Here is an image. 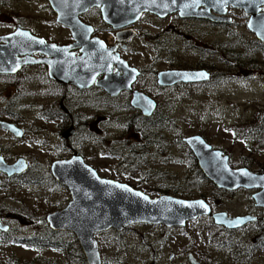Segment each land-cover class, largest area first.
<instances>
[{
	"label": "rangeland",
	"instance_id": "obj_1",
	"mask_svg": "<svg viewBox=\"0 0 264 264\" xmlns=\"http://www.w3.org/2000/svg\"><path fill=\"white\" fill-rule=\"evenodd\" d=\"M228 14L231 23L180 19L177 13L165 19L149 14L148 19L135 22L141 33L132 47L137 50L133 58L137 57L139 66L195 67L204 57L203 63L212 71L211 78L202 86L165 91L153 119L165 117L168 121L157 123L166 126L151 125L139 130L140 123L131 116L136 109L130 105L129 97L111 100L98 89H70L64 99L70 114L59 117L55 110L58 98L45 95L56 87L45 78L29 79L39 76L43 68L29 66L19 74L0 76L2 94L7 95V91L14 94L20 125L32 128L23 139H4L0 143L11 144L15 155H28L30 171L37 173L41 182L17 183L9 191L0 189V202L22 209L34 221L33 226L21 227V232L31 234L44 229L46 214L64 207L71 199L68 189L53 179L50 165L53 160L69 158L78 152L100 176L126 182L152 197L161 195L155 191H166L182 198H203L213 211H225L230 216L251 212L259 219L243 230H236L234 235L242 241L251 240V264H264V245L254 240L264 231L262 208L255 206L252 197L256 190L228 191L218 188L208 178H200L198 167L177 139L200 134L229 156L233 168L263 172L259 169H264V148L259 149L244 138L241 126L253 121L258 111H264V48L248 29V16L243 10L229 7ZM81 19H95L97 27L108 26L98 9H90ZM17 23L50 40L60 43L71 40L70 30L56 21L47 0H0V35L12 31ZM114 31L104 29L100 34L109 41ZM221 72L224 76H219ZM242 72H251V76ZM143 82V89L149 87L154 93L156 86L151 73ZM3 107L6 103L0 99V108ZM42 112L53 115L46 119ZM71 123L77 132L68 139L62 138L61 131ZM113 149L116 150L112 152ZM11 225L16 229L13 233L17 232L18 223ZM56 233L70 247L78 243L71 232ZM227 235L220 232L211 216H200L181 228L133 224L121 233L110 229L95 234V238L102 264H172L173 261L184 264L183 248L190 247L198 256L208 252L217 255L213 247ZM36 258V263L41 264L65 263L64 253L59 249L36 250L0 241V264Z\"/></svg>",
	"mask_w": 264,
	"mask_h": 264
},
{
	"label": "water",
	"instance_id": "obj_2",
	"mask_svg": "<svg viewBox=\"0 0 264 264\" xmlns=\"http://www.w3.org/2000/svg\"><path fill=\"white\" fill-rule=\"evenodd\" d=\"M56 21L71 32L74 42L57 44L47 42L27 28L17 25L15 30L0 36V73L13 74L26 64L46 62L49 77L59 83H69L85 89L92 84L115 96L129 90L137 71L129 67L113 47L100 38H89L93 27L81 20V15L97 8L102 20L119 35L124 27L135 22L143 13L165 17L177 13L182 18H199L216 23L231 21L228 8H238L248 16L247 27L255 38L264 42V0H47ZM131 31L132 28L123 30ZM79 49V54L74 49ZM46 54L47 59H35L32 54ZM122 69L123 75L112 74L113 65ZM102 78L96 79L97 76ZM251 76V73L247 74ZM163 85L176 82H197L209 78L205 69H170L158 72ZM131 105L149 116L155 109V100L141 91H133ZM8 128L17 136L22 132L13 124ZM77 132L74 124L62 132L69 138ZM192 151L199 169L218 188L233 191L238 188L255 189L254 204L262 208L264 218V172H253L247 167L233 168L229 156L214 148L200 134L183 137ZM26 167L22 158L14 164L0 162V169L7 173H19ZM53 177L65 186L71 199L66 206L46 216L54 231L74 234L87 264H102L95 234L113 229L122 232L133 224L184 226L200 216H211L218 225L238 228L255 221L251 214L230 216L225 211H213L203 198H182L171 194L150 196L132 185L102 177L84 158L74 153L69 158L54 160L51 164ZM25 220L24 217L19 216ZM8 224L0 220V230ZM264 238V231L256 240ZM197 263V262H196ZM193 264L195 262L193 261Z\"/></svg>",
	"mask_w": 264,
	"mask_h": 264
},
{
	"label": "flooded vegetation",
	"instance_id": "obj_3",
	"mask_svg": "<svg viewBox=\"0 0 264 264\" xmlns=\"http://www.w3.org/2000/svg\"><path fill=\"white\" fill-rule=\"evenodd\" d=\"M149 14H152V13H143L138 18V20L140 21L142 19H148ZM152 15L155 16L157 19H165L168 16L167 15L165 17H160V16L155 15V14H152ZM178 17L180 19H199V18H182L180 16H178ZM81 20L84 23L93 27V33L89 36V38L92 39L94 37H97V38H100L101 40H103L107 46L113 47L112 53L117 54L120 58H122L127 63V65L129 67H132L137 71L136 76L134 77L133 81L131 82V88L129 90H122L117 95L112 96L108 92H106L103 88L96 86L95 84H92L88 88L81 89V88H78L75 85H72L69 83H59V82H57L54 79L49 77L48 64L44 61L38 62V63L26 64V65L22 66L16 73H13V74L0 73V76H10V75L19 74V73H21V71L25 67L27 68L29 66H39V67L43 68L42 69L43 71H40L39 76H33V77H30L29 79H31V78H34V79L45 78V79L50 80V82L56 87V89L46 91L45 95L46 96L53 95L54 97L58 98L57 99V100H59L58 105H57L58 107L55 110H56V115L59 117H67L70 114V110L64 104V102H65L64 99L66 98L68 91L70 89L76 90V91H84V90H88V89H98V90L102 91V95H104L106 98H110L111 100L114 98H118L120 96H125V97L127 96V97H129L130 105H131V99L133 97V91H141V92L149 95L151 98H153L155 100L156 105H155L154 111L149 116H145L139 109L134 108V109H136V111L131 116H132L133 120L135 117L136 120L140 123V127L139 126L137 127V125H136V127L139 130H146L145 128H143L144 127L143 121L145 118L148 119V121H150L151 125H153L155 127H158V126L162 127V125L164 126L165 123L159 124L157 122H160L161 120L163 121L164 119L166 120V118L159 116L158 119L156 120V119H153V115L156 113V111L158 112V106L162 102V97L163 96L165 97V91L167 89L174 90V89L181 88L183 86L187 87V86H191V85H201L202 86L212 76L211 69H208L206 67V63H203L206 61L204 59V57L200 58L199 64H197L198 66H195V67L168 66L167 68H164V69H157V68H152V67L150 69H147L146 67L143 68V67L139 66L137 57L135 59L133 58V55H137V50L132 47V42L134 41L135 38L140 36V33H141L140 27L137 24L139 22L138 20H137L138 21L137 23H134L128 27H124L121 30L122 32L119 35L116 33V30H115L114 34H113L114 36H112V39L109 41L106 38L104 39L102 37V35L100 34V31L104 30V29L112 31L113 28L110 25L104 26V27L102 26V28H101V27L96 26V23L94 21L95 19H93V20L92 19H81ZM225 23H231V21L225 22ZM17 25H20L22 28H26L21 23H17V24H15L13 30H15ZM131 28H132L133 32L123 31V30L131 29ZM12 31H10V32H12ZM2 35H4V34H2ZM70 36H71V40L68 42H63V43L47 39L43 36H41V37L45 38V40L47 42H54L57 44L68 45V44H71L72 42H74V39L71 35V32H70ZM73 51L75 54H79L78 48L74 49ZM32 56L35 59H40V58L47 59L48 58V56L46 54L34 53V54H32ZM170 69H205L209 73V78L207 80L197 81V82H182V81H180V82H176V83L170 84V85L160 84L158 81V77H157L158 72H160L162 70H170ZM123 73H124V71L122 69L117 70L116 64L113 65L112 74L123 75ZM149 73H151L153 78H154V85L156 86V90L154 91V93L152 92V90H150L149 87H146L145 90L143 89L144 84H145V82H143V80L147 77V74H149ZM248 73H251V72H247V73L242 72L243 75H247ZM102 77H103V75H99V76H97L96 79H100ZM26 79H28V78L26 77ZM2 92H4V91H2V90L0 91V99L4 100V102L6 103V107L0 108V131L3 132L2 134H0V140L9 139V140L14 141L17 139H23L27 136V133L30 130H32V128L29 127V129H28L25 126L20 125L21 124L20 116L15 111L14 94L8 93V91H7V95H4V94H2ZM151 94H153V96ZM50 115H53V114H48L46 112H42V114H41V116L43 118H46V119L51 117ZM166 121H168V120H166ZM7 124L15 125L17 128H19L21 130L22 134L17 136L14 132H12L8 128ZM72 124L73 123H71L70 125H72ZM63 131H61V133H60L62 138H64L62 136ZM64 139H66V138H64ZM11 146L12 145L9 143H7V144L0 143V162L3 161L5 164L11 165V164H14L20 158H22L25 162L26 167L24 170H22L19 173L14 172L11 174L0 169V189L1 190L6 189L7 191H9V189L12 188V185H15L17 183L18 184H26V185L41 183L38 179L37 173H33L30 171L31 165L29 163L30 162L29 156L28 155H15V154H13L11 152ZM74 153L79 154L78 152H74ZM62 159H64V158H62ZM52 162H51V164H52ZM50 173H51V165H50ZM51 175H52V173H51ZM52 177H53V175H52ZM53 179L56 182H58L54 177H53ZM51 212H53V211H51ZM49 213L50 212H48L47 214H49ZM47 214H46V216H47ZM247 214H251V212H249ZM19 216L24 217L25 220L20 219ZM46 216H45V221H46L47 225H45V226H49L47 223V220H46ZM258 219L259 218L257 217L256 220H258ZM0 220L2 223L8 224V226H9V228L6 231L0 230V241H1L3 233H10V232L13 233V230H16L14 227H12V225H11L12 222L18 223L19 226L16 227L18 230L17 232H21L20 231V230H22L21 227H30V226H33V224H34V221L30 217H27L23 213L22 209L11 208L10 206H6L3 202H0ZM188 222H190V221H188ZM186 224L184 226H186ZM249 224L250 223L244 224L238 228H227L224 225H218L217 224L220 227V232H224V233L228 234L224 240L221 239L222 241H219V244L216 245V247L212 246L213 250H216L218 252V254L217 255H211L208 252L205 254L200 253V255L198 256V254L196 252L192 251L190 247L186 246L185 248H183V250L186 252V263H184V264H193V261L195 262V264H243V263L244 264H251V240L242 241V240L237 239V237H235V235H234V234H236V230H238V229L243 230ZM143 225H145V224H143ZM149 225H151V224H149ZM184 226H174L172 228H181ZM167 228H171V227H167ZM21 233H23V232H21ZM23 234H25V233H23ZM258 235H256V236H258ZM256 236L254 238L256 243H258L260 245H264V238L256 240ZM3 243L6 244L5 242H3ZM190 246H192V245H190ZM175 250H177V248H175ZM243 254H245L244 257H242ZM173 256L174 255H172V257ZM172 264H182V263H177L176 261H173Z\"/></svg>",
	"mask_w": 264,
	"mask_h": 264
},
{
	"label": "trees",
	"instance_id": "obj_4",
	"mask_svg": "<svg viewBox=\"0 0 264 264\" xmlns=\"http://www.w3.org/2000/svg\"><path fill=\"white\" fill-rule=\"evenodd\" d=\"M258 45H260L262 48H264V42H260L256 40ZM226 74V73H225ZM219 76H224L219 74ZM254 120L247 121L244 125L241 126L242 130V136L249 140L253 145H255L257 148L261 149L264 148V111H258L254 115ZM143 128L147 129L148 126H151L150 121L148 119H144L143 121ZM164 126H166L164 124ZM178 141L184 146L186 149V153L188 157L194 162V164L198 167L197 159L195 158L192 151L188 148L186 143L183 141L181 137H177ZM116 149H113L112 152H114ZM230 163V162H229ZM260 171L264 172V169H259ZM197 174L200 178H206L203 172L197 168ZM159 194H164L166 191H155ZM5 243H11V244H17L21 245L30 249H36V250H42L44 248H54L59 249L64 253V264H87L85 257L80 249L79 244L77 243V240L75 241L76 246L70 247L66 241L57 236L56 231L52 230L49 226H46L44 229L41 230H35L31 234H23L21 232H15V233H3L1 242ZM2 242V243H3ZM38 260L33 259L31 261H20L19 259L14 260L13 264H41L36 263ZM41 261V260H40ZM47 264V262H44Z\"/></svg>",
	"mask_w": 264,
	"mask_h": 264
},
{
	"label": "bare ground",
	"instance_id": "obj_5",
	"mask_svg": "<svg viewBox=\"0 0 264 264\" xmlns=\"http://www.w3.org/2000/svg\"><path fill=\"white\" fill-rule=\"evenodd\" d=\"M101 233V232H100Z\"/></svg>",
	"mask_w": 264,
	"mask_h": 264
}]
</instances>
